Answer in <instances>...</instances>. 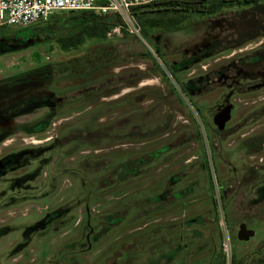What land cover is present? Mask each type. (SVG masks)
Wrapping results in <instances>:
<instances>
[{
    "label": "rangeland",
    "instance_id": "1",
    "mask_svg": "<svg viewBox=\"0 0 264 264\" xmlns=\"http://www.w3.org/2000/svg\"><path fill=\"white\" fill-rule=\"evenodd\" d=\"M47 25L0 26L26 35L0 54V106H17L3 109L0 158L19 159L0 177V264H264V2L192 14L176 41L156 31L163 58L132 32L121 47L152 59L58 79L50 64L97 41L65 53L56 35H29ZM163 148L115 180L118 163ZM170 187L185 194L166 199Z\"/></svg>",
    "mask_w": 264,
    "mask_h": 264
},
{
    "label": "trees",
    "instance_id": "2",
    "mask_svg": "<svg viewBox=\"0 0 264 264\" xmlns=\"http://www.w3.org/2000/svg\"><path fill=\"white\" fill-rule=\"evenodd\" d=\"M259 1L264 2V0H162L133 6L131 7V11L140 27L139 33L142 38L146 41L148 37L151 38L154 45L151 46L149 43L148 44L151 46L152 51L160 58H163L160 50H168V48H166L168 45H163L162 41L156 37V31L169 33L170 36L174 34L176 35L174 41H176L179 33H183L184 29H186V26L184 27V21L191 17L192 14L214 13L222 8L242 6L250 3H257ZM47 23H49L47 26H51L55 29V31H52V34L56 35L55 41L65 53L77 52L86 38L95 39L97 41L92 46L86 47L85 49L83 48V51L79 54L50 64L52 79H58L68 75H80L103 65H121L123 62L142 56L153 58L152 52L146 48H144L143 51H128L121 47V42L124 41L125 38L136 37V35L129 32L127 29H124L122 35L116 37L117 39L106 37V32L112 26L122 24L120 18L114 13L99 14L96 12L82 11L62 14L51 19ZM165 64L168 70L173 74V64H167L166 62ZM188 83L191 84V82ZM193 85H189L190 89H192ZM165 150L166 148H163L118 163L113 170L115 171V180H123L126 177L140 174L145 166L155 161ZM168 181L169 185L172 187L179 179L171 176ZM104 184L108 185L109 183L105 182ZM171 187L165 188L166 193H168L166 199L169 197L173 199L174 195L177 194H185L183 191L171 190ZM221 197L222 200L225 199L222 194ZM157 199V196H154L151 200L155 201ZM120 220L121 216L111 225H115L120 222Z\"/></svg>",
    "mask_w": 264,
    "mask_h": 264
},
{
    "label": "built area",
    "instance_id": "3",
    "mask_svg": "<svg viewBox=\"0 0 264 264\" xmlns=\"http://www.w3.org/2000/svg\"><path fill=\"white\" fill-rule=\"evenodd\" d=\"M159 1L162 0H0V26L24 28L49 22L62 14L82 11L114 13L122 24L112 26L106 37L116 38L122 35L124 29L135 33L140 30L131 7Z\"/></svg>",
    "mask_w": 264,
    "mask_h": 264
},
{
    "label": "flooded vegetation",
    "instance_id": "4",
    "mask_svg": "<svg viewBox=\"0 0 264 264\" xmlns=\"http://www.w3.org/2000/svg\"><path fill=\"white\" fill-rule=\"evenodd\" d=\"M35 31L36 32H31V33H29L30 32L29 31L28 33H29V35L30 34L31 35H38L43 39L45 34H47V33L52 34V31H55V29L52 28L51 26H44L43 28L37 29ZM24 36H26L24 30H22L20 32L18 31L15 34H6V35L1 36L0 37V54L2 53L1 50H3V51L6 50V48H7L6 46L15 45L20 40H22ZM16 83L17 82L14 80V78H11L9 83H7V84H9V85L12 84V86H15V85H17ZM0 87H1V85H0ZM0 99H2L1 94H0ZM34 105H35V103H34V100L32 98H26L25 102L23 101V104L19 106L21 108L20 111H22L23 109H26V111H27L29 108H31ZM3 107L4 106H0V120L3 116V109H4V111H9V108L11 110H14L17 108V106L15 107L14 105L7 106L6 109ZM230 119H231V109H230ZM226 123H225L223 130L226 127ZM46 125H47L46 121H41V122H38L37 124L33 123V124H30V130H32V132H37L43 128H46ZM34 128H36V130H34ZM0 133H1V130H0ZM3 141L4 140H0V145L3 143ZM18 160L19 159H18V151L17 150L11 151L10 153L5 154L4 156L2 155V157L0 158V177L7 175L13 169V164L19 162ZM59 211L60 210L57 209V210H53V211L47 213L45 215V218H44L47 221L46 224H48V222H51V220L53 219V213H55V212L58 213ZM248 228H250V227H248Z\"/></svg>",
    "mask_w": 264,
    "mask_h": 264
},
{
    "label": "water",
    "instance_id": "5",
    "mask_svg": "<svg viewBox=\"0 0 264 264\" xmlns=\"http://www.w3.org/2000/svg\"><path fill=\"white\" fill-rule=\"evenodd\" d=\"M230 119V108L229 106L222 107L213 116V123L216 127L222 130L225 123ZM255 235V230L253 228H248L245 222H241L238 225V230L236 232V238L239 241H248Z\"/></svg>",
    "mask_w": 264,
    "mask_h": 264
}]
</instances>
